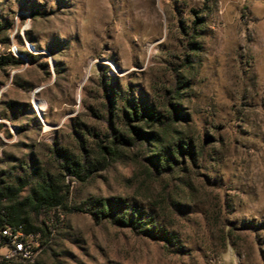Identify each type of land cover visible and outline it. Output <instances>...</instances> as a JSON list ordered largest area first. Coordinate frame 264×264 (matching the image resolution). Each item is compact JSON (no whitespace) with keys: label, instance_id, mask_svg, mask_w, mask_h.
<instances>
[{"label":"rangeland","instance_id":"374dc122","mask_svg":"<svg viewBox=\"0 0 264 264\" xmlns=\"http://www.w3.org/2000/svg\"><path fill=\"white\" fill-rule=\"evenodd\" d=\"M0 22L20 61L0 69V170L11 154L58 175L54 149L80 158V142L100 159L120 122L102 81L159 111L183 82L188 133L209 137L189 187L147 179L133 150L85 183L67 179L69 209L121 199L174 242L53 211L36 219L51 235L34 264H264V0H0Z\"/></svg>","mask_w":264,"mask_h":264},{"label":"trees","instance_id":"16d2710c","mask_svg":"<svg viewBox=\"0 0 264 264\" xmlns=\"http://www.w3.org/2000/svg\"><path fill=\"white\" fill-rule=\"evenodd\" d=\"M10 26L8 22H0V34L4 35ZM6 41L2 39V42ZM185 61L187 60L184 59ZM19 63L13 56L0 57V69L17 66ZM182 86L184 83L179 82L167 91L161 105L163 111H159L136 104L130 99V93L121 95L108 81H102L108 120L111 123L115 120L120 122L114 128L111 124L113 135L108 145H103L101 140L97 143L100 159L92 160L82 142L79 144L82 151L80 158L56 148L53 155L61 173L53 175L49 170L21 163L11 154L6 155L8 170H0V227H22L25 234H39L41 245L45 248L49 244L51 232L44 222L39 226L36 224L39 216L53 211L69 213L87 210L98 220H106L119 227H129L152 240L163 241L166 245L174 242V235L155 227L148 218L144 221L142 211L136 206L128 207L121 199L111 202L109 199L95 198L69 209V185L66 182L69 178L85 183L97 171L107 169L125 151L133 150L136 151V161L147 179L154 182L167 179L178 188L181 185L189 187L190 174L200 168L209 137L200 145L188 133L186 125L189 117L179 102L182 98ZM2 146L3 143L0 142V147ZM17 168L21 171L19 175L16 173ZM26 190L28 192L23 196ZM166 200L171 207H177V201L170 198V195ZM0 264L16 263L1 258Z\"/></svg>","mask_w":264,"mask_h":264},{"label":"built area","instance_id":"2783aa9c","mask_svg":"<svg viewBox=\"0 0 264 264\" xmlns=\"http://www.w3.org/2000/svg\"><path fill=\"white\" fill-rule=\"evenodd\" d=\"M17 54L18 49L15 45H9L6 49L0 34V57L7 55L17 57ZM36 111L39 113L37 108ZM59 216L61 219L63 218L62 213H59ZM0 249L5 250L1 258L7 262L34 264L42 252L43 246L39 234H25L22 227L18 229L0 227Z\"/></svg>","mask_w":264,"mask_h":264},{"label":"bare ground","instance_id":"6f19581e","mask_svg":"<svg viewBox=\"0 0 264 264\" xmlns=\"http://www.w3.org/2000/svg\"><path fill=\"white\" fill-rule=\"evenodd\" d=\"M34 104H35V106H36V108H37V110L39 112H41V111H43L45 109V103H44V101H36V102H34Z\"/></svg>","mask_w":264,"mask_h":264}]
</instances>
